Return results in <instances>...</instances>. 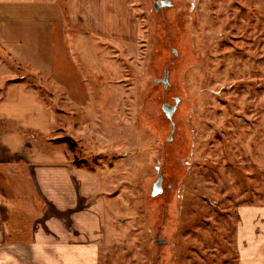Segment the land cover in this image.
Here are the masks:
<instances>
[{
	"label": "rangeland",
	"instance_id": "rangeland-1",
	"mask_svg": "<svg viewBox=\"0 0 264 264\" xmlns=\"http://www.w3.org/2000/svg\"><path fill=\"white\" fill-rule=\"evenodd\" d=\"M110 2L132 9L131 37L70 24L69 56L52 54L48 66L64 70L74 103L38 90L62 113L59 135L75 161L113 163L100 173L111 178L113 214L99 260L236 264L240 209L264 206V0ZM19 205L27 220L42 209L29 198Z\"/></svg>",
	"mask_w": 264,
	"mask_h": 264
},
{
	"label": "crops",
	"instance_id": "crops-1",
	"mask_svg": "<svg viewBox=\"0 0 264 264\" xmlns=\"http://www.w3.org/2000/svg\"><path fill=\"white\" fill-rule=\"evenodd\" d=\"M110 3L0 0V264H102L100 252L109 241L107 221L113 207L108 198L111 178L100 173L113 163L94 168L82 160L75 163L70 147L59 140L65 137L59 135L65 123L62 113L55 115L54 104L38 90L65 93L59 80L64 70L48 66V57L69 56L70 24L83 22L100 35L131 37L132 9L121 8L125 3L120 2L118 15V4ZM38 56H43L44 65ZM18 68L27 74L21 75ZM35 72L48 82L37 86L27 81ZM66 95L61 101L74 103ZM21 183L28 192L20 194L16 185ZM27 198L42 205L31 220L19 205ZM247 213L246 226L242 219L246 221ZM240 217L242 253L236 264H264V206H242Z\"/></svg>",
	"mask_w": 264,
	"mask_h": 264
},
{
	"label": "water",
	"instance_id": "water-1",
	"mask_svg": "<svg viewBox=\"0 0 264 264\" xmlns=\"http://www.w3.org/2000/svg\"><path fill=\"white\" fill-rule=\"evenodd\" d=\"M155 4H157L155 2ZM162 81L164 82L165 86L168 85L169 81H168V70L165 71V75L164 78L162 79ZM177 101L179 100L178 98L176 99ZM166 112H167V116L171 117L174 110H175V106H170L169 104H166V106L164 107Z\"/></svg>",
	"mask_w": 264,
	"mask_h": 264
},
{
	"label": "trees",
	"instance_id": "trees-1",
	"mask_svg": "<svg viewBox=\"0 0 264 264\" xmlns=\"http://www.w3.org/2000/svg\"><path fill=\"white\" fill-rule=\"evenodd\" d=\"M69 138L68 137H62V138H59V140H68ZM75 163H78V160L77 161H75Z\"/></svg>",
	"mask_w": 264,
	"mask_h": 264
}]
</instances>
